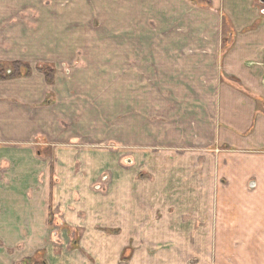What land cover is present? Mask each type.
Listing matches in <instances>:
<instances>
[{
	"label": "rangeland",
	"instance_id": "374dc122",
	"mask_svg": "<svg viewBox=\"0 0 264 264\" xmlns=\"http://www.w3.org/2000/svg\"><path fill=\"white\" fill-rule=\"evenodd\" d=\"M30 2L16 19L38 44V61L0 63V79L27 72L34 82L32 136L17 147L30 145L42 168L51 163L52 183L69 181L55 172L56 152L75 151L77 185L87 184L98 202L111 198L119 215L128 205L129 216L141 222L119 258L121 225H97L118 235L106 244L84 238L82 229L75 232L58 209L49 218L53 255L45 248L32 254L31 247L6 248L0 241L11 257L2 264H237L239 253L259 255L264 263V236L250 245L232 233L240 217L260 216L258 209L244 210L254 203L250 181L264 175H242L250 162L216 141L215 113L203 101L210 95L202 93V80L179 78L183 60L200 51L185 44L194 31L185 30L181 7L169 15L156 8L158 0ZM165 39L174 47L158 46ZM160 52L174 61L159 64ZM16 104L24 101L17 98ZM70 162L63 158L58 168ZM257 164L264 167V159Z\"/></svg>",
	"mask_w": 264,
	"mask_h": 264
},
{
	"label": "crops",
	"instance_id": "0c3cea01",
	"mask_svg": "<svg viewBox=\"0 0 264 264\" xmlns=\"http://www.w3.org/2000/svg\"><path fill=\"white\" fill-rule=\"evenodd\" d=\"M30 3V0H0L2 64L38 61L33 55V48L38 44L25 35L26 27L22 28V22L16 19ZM156 8H163L169 15L178 8L179 14L184 15L188 21L185 30L194 31L185 44L195 48V51L199 48L200 51L183 60L186 65L184 74L179 78L184 76L202 80V93L210 95L203 101L215 113L211 114L217 124L216 141L227 144L235 153L248 159L250 164L241 168L242 175H264V167L259 166L261 162L257 164L258 160L264 159V2L158 0ZM18 23L21 24L17 25ZM6 25L8 29H3ZM161 45L172 48L174 42L165 39L158 46ZM165 61L171 63L174 57L170 53L160 52L159 64ZM161 69L170 72L172 66L160 65ZM27 74L29 73L26 72L18 79H0V241L6 248L17 246L20 251H25L26 247H31L30 254L45 248L48 255H53L54 249L48 245L47 240L49 218L51 213L57 214L59 209L63 220L75 232L82 229L84 238L89 235L95 241L103 238L106 239V244L110 241L112 243L114 237L118 236L109 230L121 225L122 231L118 238L123 243L115 245V252L122 258V248L127 245L141 222L138 216H129L128 205L127 211L120 208L126 215H119L111 198L98 202L95 199L96 192H88L87 184L83 188H80L82 184L77 185L72 161L80 156L75 151L56 152L55 172L63 174L69 181L52 183L51 163L47 162L42 168L38 162L40 155L30 145L17 147L16 143H28L34 127L31 112L34 82ZM17 98H21L24 104H16ZM66 157L71 160V166L66 170L62 168L61 171L58 168L59 160ZM40 174L44 177L42 182L38 180ZM262 179L264 181L262 177H255L250 181L249 189L251 195H255L254 203L249 202L247 207L244 205V211L258 209L260 216L245 214L244 219L240 217V221H235L236 231L232 232L239 238L251 240L250 245L252 240L264 236V228H261V223L264 222V200L260 201L264 198ZM98 209L104 213L94 215ZM97 225L109 230L101 231ZM257 250L258 254L262 252L260 247ZM11 254L17 258L20 255L17 252ZM9 255L10 253L6 254L0 249V264L2 259H10ZM239 255L235 259L237 264H264L259 255Z\"/></svg>",
	"mask_w": 264,
	"mask_h": 264
},
{
	"label": "water",
	"instance_id": "95a60500",
	"mask_svg": "<svg viewBox=\"0 0 264 264\" xmlns=\"http://www.w3.org/2000/svg\"><path fill=\"white\" fill-rule=\"evenodd\" d=\"M262 2H264V0H261ZM254 185V184H253Z\"/></svg>",
	"mask_w": 264,
	"mask_h": 264
}]
</instances>
